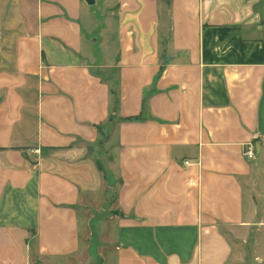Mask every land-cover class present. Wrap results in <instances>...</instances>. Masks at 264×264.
<instances>
[{
  "label": "crops",
  "instance_id": "crops-1",
  "mask_svg": "<svg viewBox=\"0 0 264 264\" xmlns=\"http://www.w3.org/2000/svg\"><path fill=\"white\" fill-rule=\"evenodd\" d=\"M18 1L0 264H264V0Z\"/></svg>",
  "mask_w": 264,
  "mask_h": 264
},
{
  "label": "rangeland",
  "instance_id": "rangeland-1",
  "mask_svg": "<svg viewBox=\"0 0 264 264\" xmlns=\"http://www.w3.org/2000/svg\"><path fill=\"white\" fill-rule=\"evenodd\" d=\"M91 8H93L94 11L96 10V14L99 13L97 21L99 26H101L104 22V18H101L103 17L104 9L98 5V2L93 4ZM20 10L21 5L18 0H0V65L2 64V61L11 55L10 50L12 48L14 33L19 31L18 26L21 20ZM109 194L110 192L108 191L102 192L100 197L98 196V198L94 199V203H88V206L86 207L88 209L87 211H85L86 208L84 209L87 214L94 213V218L100 221L95 229L89 227L87 230L88 237L92 232V241L88 240V242L90 243L91 241V245H94L95 254L98 252L105 253L106 251H109V248L113 245L114 231L112 228L113 226H110L109 224V217L112 215V210L108 208L110 207L109 203L111 201V198L108 197ZM105 208L108 209L105 211ZM101 245H104V247H101ZM92 249L93 248L89 249L87 247L85 251L82 252V258L79 259V264H100V261L97 260V258L94 262H88V258L91 256L90 250ZM248 250V246L245 245L243 251H247V254L245 258L240 261V264L249 263L250 259L248 257ZM64 263L68 264L67 261H64Z\"/></svg>",
  "mask_w": 264,
  "mask_h": 264
},
{
  "label": "built area",
  "instance_id": "built-area-1",
  "mask_svg": "<svg viewBox=\"0 0 264 264\" xmlns=\"http://www.w3.org/2000/svg\"><path fill=\"white\" fill-rule=\"evenodd\" d=\"M38 151V150H36ZM244 155L246 156V158L248 159H252L253 158V151H252V147L249 145L246 150L244 151Z\"/></svg>",
  "mask_w": 264,
  "mask_h": 264
},
{
  "label": "water",
  "instance_id": "water-1",
  "mask_svg": "<svg viewBox=\"0 0 264 264\" xmlns=\"http://www.w3.org/2000/svg\"><path fill=\"white\" fill-rule=\"evenodd\" d=\"M86 4L93 5L95 3V0H84ZM165 60V59H164Z\"/></svg>",
  "mask_w": 264,
  "mask_h": 264
}]
</instances>
